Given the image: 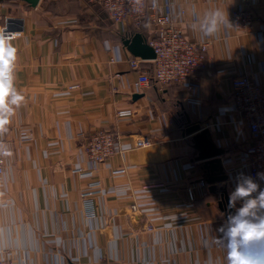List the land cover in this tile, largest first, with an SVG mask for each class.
Returning a JSON list of instances; mask_svg holds the SVG:
<instances>
[{
	"label": "crops",
	"instance_id": "crops-1",
	"mask_svg": "<svg viewBox=\"0 0 264 264\" xmlns=\"http://www.w3.org/2000/svg\"><path fill=\"white\" fill-rule=\"evenodd\" d=\"M170 3L188 37L210 41L194 99L181 83L154 81L133 97L140 71L131 67L134 55L122 40L129 32L145 34L146 25L139 31L130 26L124 35L97 0H40L36 6L0 0V30H22L11 39L12 88L24 97L19 106L9 105L13 113L7 131L0 132V145L6 146L0 148L6 161L0 256L6 249L19 264H228L219 242L229 218L222 200L229 202L239 173L249 175L252 141L229 91L239 74L264 83V0ZM239 8L251 13L250 29L236 28L233 13ZM217 9L229 25L206 36L205 13ZM114 46L121 47L120 61H111ZM123 108L133 115L118 116ZM206 119L213 141L224 149L229 175L207 181V188L199 183L207 179L204 160L185 132L189 120ZM99 129L121 134L123 147L147 134L152 142L116 153L92 175L82 174L76 168L88 167V136ZM81 131L85 136H78ZM117 168L124 173H115ZM98 180L103 190L92 195L90 209L82 192ZM263 245L242 251L264 264Z\"/></svg>",
	"mask_w": 264,
	"mask_h": 264
},
{
	"label": "built area",
	"instance_id": "built-area-1",
	"mask_svg": "<svg viewBox=\"0 0 264 264\" xmlns=\"http://www.w3.org/2000/svg\"><path fill=\"white\" fill-rule=\"evenodd\" d=\"M97 1L124 35L128 33L130 26L138 31L145 25L147 27L144 35L148 43L155 49L156 57L146 60L138 56H131L128 59L131 67L140 71L135 82L137 92L151 86L154 81L161 85L181 83L186 87L191 98L194 99L195 96H198L201 87L198 71L208 66L207 53L210 41H196L186 35L175 21L170 0ZM233 19L238 29H250L253 25L251 13L242 8L233 13ZM3 30L12 38L22 35V30H11L7 26ZM111 53L112 62L121 60V47L114 46ZM148 63L152 64L151 69L147 67ZM10 75L13 87V65ZM229 97L238 112L239 121L248 129L252 138L248 148L251 155L247 164L249 176L259 182L260 189H264V180L257 178V173L264 172V83L248 74L236 75L232 79ZM133 113L131 108L117 111V115L121 117L132 116ZM199 124L202 128L209 127L208 119L199 122ZM78 136L83 137L85 134L81 131ZM121 140L122 136L119 133L102 129L94 131L87 139L88 167H78L76 170L85 175H92L99 170L101 163L110 160L116 153L130 148L144 147L152 142L149 134L136 139L133 146L123 147ZM5 169L6 161L0 155V179L5 173ZM124 171V168L114 170L117 174H122ZM199 183L205 188L209 185L205 178L200 179ZM101 184L99 180L93 181L88 185L90 189L82 192L90 209L93 205L92 195L103 190ZM189 194L192 198L194 197L191 189H189ZM137 208L136 204H132V210L136 211ZM3 253L4 255L0 256V264H19L7 257L6 249Z\"/></svg>",
	"mask_w": 264,
	"mask_h": 264
},
{
	"label": "clouds",
	"instance_id": "clouds-1",
	"mask_svg": "<svg viewBox=\"0 0 264 264\" xmlns=\"http://www.w3.org/2000/svg\"><path fill=\"white\" fill-rule=\"evenodd\" d=\"M229 25L227 15L219 9L205 13L202 29L204 35L213 36L219 25ZM12 37L0 30V132L7 131L4 127L9 123L13 113L9 105L19 104L23 95L12 88L10 75L13 62L16 59V48L11 44ZM10 95L6 103L5 98ZM6 147L0 145V148ZM257 178L264 180V172L257 173ZM256 193V195H253ZM237 202L241 206L235 214L228 218L227 226L221 228L223 238L219 241L228 253V264H262L256 257L245 254L242 249L256 242L264 241V189L251 176L239 173L236 186L229 194V208H235Z\"/></svg>",
	"mask_w": 264,
	"mask_h": 264
},
{
	"label": "water",
	"instance_id": "water-1",
	"mask_svg": "<svg viewBox=\"0 0 264 264\" xmlns=\"http://www.w3.org/2000/svg\"><path fill=\"white\" fill-rule=\"evenodd\" d=\"M31 6H36L40 0H25ZM123 45L134 56L142 59L152 60L156 57L155 49L147 41L146 36L141 32H136L132 36L124 37L122 40ZM142 96V93H134L133 97L137 98ZM185 129L186 134L192 135L195 148L199 151L198 159L204 160L203 167L206 170L207 181L215 184L219 181L228 179L229 175L226 173L223 166L222 155L224 149L218 147L211 137V132L208 127L202 128L199 123H191ZM215 185H211L210 189H215ZM222 203H227L224 198ZM228 216L235 214L234 208L227 209Z\"/></svg>",
	"mask_w": 264,
	"mask_h": 264
},
{
	"label": "trees",
	"instance_id": "trees-1",
	"mask_svg": "<svg viewBox=\"0 0 264 264\" xmlns=\"http://www.w3.org/2000/svg\"><path fill=\"white\" fill-rule=\"evenodd\" d=\"M133 34H134L133 32H130L129 35H127V36H132Z\"/></svg>",
	"mask_w": 264,
	"mask_h": 264
},
{
	"label": "snow or ice",
	"instance_id": "snow-or-ice-1",
	"mask_svg": "<svg viewBox=\"0 0 264 264\" xmlns=\"http://www.w3.org/2000/svg\"><path fill=\"white\" fill-rule=\"evenodd\" d=\"M0 88H2V83H0Z\"/></svg>",
	"mask_w": 264,
	"mask_h": 264
}]
</instances>
